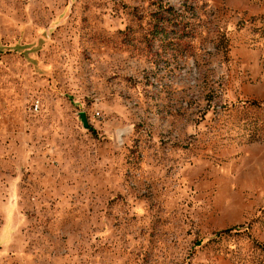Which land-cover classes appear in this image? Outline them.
<instances>
[{
	"label": "rangeland",
	"instance_id": "374dc122",
	"mask_svg": "<svg viewBox=\"0 0 264 264\" xmlns=\"http://www.w3.org/2000/svg\"><path fill=\"white\" fill-rule=\"evenodd\" d=\"M0 264H264V0H0Z\"/></svg>",
	"mask_w": 264,
	"mask_h": 264
},
{
	"label": "water",
	"instance_id": "95a60500",
	"mask_svg": "<svg viewBox=\"0 0 264 264\" xmlns=\"http://www.w3.org/2000/svg\"><path fill=\"white\" fill-rule=\"evenodd\" d=\"M81 118H82V120H83V124H84V126L85 127H88L89 126V122H88V119H87V115H86V113H81Z\"/></svg>",
	"mask_w": 264,
	"mask_h": 264
},
{
	"label": "trees",
	"instance_id": "16d2710c",
	"mask_svg": "<svg viewBox=\"0 0 264 264\" xmlns=\"http://www.w3.org/2000/svg\"><path fill=\"white\" fill-rule=\"evenodd\" d=\"M230 230H232V229H227V230H225V231H227V232H228V231H230Z\"/></svg>",
	"mask_w": 264,
	"mask_h": 264
},
{
	"label": "built area",
	"instance_id": "2783aa9c",
	"mask_svg": "<svg viewBox=\"0 0 264 264\" xmlns=\"http://www.w3.org/2000/svg\"><path fill=\"white\" fill-rule=\"evenodd\" d=\"M37 107H38V105H37Z\"/></svg>",
	"mask_w": 264,
	"mask_h": 264
}]
</instances>
